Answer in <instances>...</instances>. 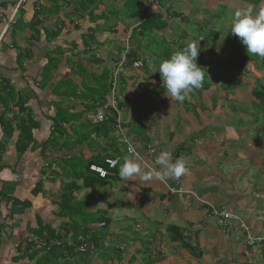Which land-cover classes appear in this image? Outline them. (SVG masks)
I'll list each match as a JSON object with an SVG mask.
<instances>
[{
    "label": "crops",
    "instance_id": "1",
    "mask_svg": "<svg viewBox=\"0 0 264 264\" xmlns=\"http://www.w3.org/2000/svg\"><path fill=\"white\" fill-rule=\"evenodd\" d=\"M34 1L26 0L21 7L23 16L15 17L14 21L28 22L34 10ZM85 1L41 0L45 9L51 10L55 3L58 9L57 12H48L38 17L42 21L45 35L42 33L40 40L30 42L27 40L30 32L26 29L15 36V46L12 43L13 36L0 41V83L2 79H6L9 82L8 87L13 89L16 95L26 98L25 107L30 112L28 119L23 113L19 114L13 104L9 105L11 107L8 109H4L0 104V116H4L2 123L19 114L9 130L2 131L0 126V142H3L0 145V264H18L14 261V256L20 253L17 251L20 246L25 247L21 250L25 252L30 243L33 246L46 245V240L40 239V236L46 237V231H40V228H59L61 222L56 215L54 199L62 192L63 183L68 182L63 178L64 171L60 167L62 161L70 157L89 159L100 153L97 147L89 149L83 142L70 152H59L52 145L42 144L50 137L53 120L57 121V113L63 115V118L66 117L65 114L68 115L70 123L65 125L63 133L73 134L72 130L78 127L77 123L82 120L72 121L71 116H84L91 112L86 110L83 100L73 96L79 94L80 90L84 93V88L89 86L87 79L97 77L104 70L110 75L117 72L119 76L115 98L122 104L121 122L124 126L137 129V134H133L137 139V153L142 157L144 170L158 168L155 159L165 150L172 154L173 159L183 157L190 167V174L182 176L179 180L143 181L133 177V180L127 182L120 180L106 186L94 185L90 189L80 188L81 180L76 181V186L80 188L74 193L77 201H87L91 204L90 212H104L110 220L107 235L114 239L118 235L126 237L129 246L123 264H138L134 257H144L150 261L148 264H262L259 244L247 246V237L241 224L252 229L255 237L264 238L260 232V229L264 228V193L260 192L264 188L263 183L259 184L258 180L252 183L247 181L242 188V176L237 167L232 168L233 177L225 174L219 160L223 156L225 159L229 156V153L223 154L222 151L226 146L221 138H216L217 133L200 131L207 124L214 123L212 129L218 127L220 122L226 124L221 113V118L216 117L217 123L212 114L217 110H224L211 103L212 99H217L215 102L220 104L217 80H210V94L206 91L198 95L192 93L193 90L186 93L185 105H182L165 95L166 90L159 73L155 76L151 71L150 74L145 70L144 61L139 70L119 67V64L114 62L125 49H130L141 58L149 59L152 63L151 69L157 70V66L164 59L151 51L145 54L140 48H147L150 38L158 39L157 41L167 39V44L173 45V54L179 51L178 44L182 42L183 34L185 45L201 37L198 42V57L202 59L201 56L204 55L205 60L210 61L212 55L216 56L217 51L221 49L206 50L203 31L200 33L198 29H194L192 20L182 27L175 21L185 13L191 16L190 14L196 13L202 15L207 11L212 14V23L211 26L206 25L205 29L212 26L216 28L219 24L222 27L219 19L213 20L215 9L229 5L235 10L247 9L249 4L240 0H154L157 4V14L166 24L141 36L135 28L139 22L126 15L132 11L128 0H98L99 5L92 16L89 15L91 6ZM12 2L15 0H0V8L6 18H9L14 10L16 2L10 10ZM140 5L145 10L144 4ZM258 6L256 9L254 7V13L263 9L264 0H260ZM170 8L171 17L168 14ZM181 20L183 22V19ZM60 23L63 25L62 31L54 39L50 33L59 28ZM1 30L0 23V32ZM46 34L51 38L46 39ZM221 42L227 44L223 39ZM19 50L27 53H19ZM18 53L23 54V72L17 67ZM58 57V65L51 74V79L45 86H41V73L48 60ZM94 59L103 62L96 63ZM259 63L261 65L255 67L253 73L258 74L255 80L258 79V84L264 87V59L260 58ZM198 65L203 68L201 64ZM208 65L211 71L212 64ZM72 72H75V75H72ZM67 79H72L74 84L80 86V90L74 92L75 88L71 87L72 93L65 96L62 85ZM236 85L240 90L237 94H234V90L231 99L233 98L235 105H240L247 100L252 80L248 77L241 78ZM110 99L108 94L106 102ZM230 104L232 103L229 101L225 106L230 107ZM206 113H210L209 118H206ZM23 118L26 123L35 125L32 130L33 142L22 155H18L15 148L18 137L16 124ZM198 134L200 139L206 136L211 140L198 141L195 136ZM214 139L218 141V145L215 143L216 146L211 147L209 143H214ZM229 140L231 146L232 140ZM199 147L210 150L205 152V158L203 155L201 164H197L193 159L199 156V153L195 152ZM148 149L153 150L151 155L148 154ZM78 159L74 161L75 165L80 164ZM233 163L228 166H233ZM258 165L255 167L261 170L260 163ZM255 186H260L261 189L253 191ZM97 201L101 203L97 204ZM105 202H111L110 205L113 206L109 207V203ZM213 208L228 209L237 220H231L228 227L226 225L227 228L221 227L218 220L209 214ZM97 225L92 227L96 228ZM173 225L189 244L201 250L199 259L192 258L183 246L171 241L167 227ZM88 240L85 238L84 243ZM123 248L124 246L120 247ZM95 256V253H89V264L97 261ZM113 262L116 264L115 260ZM97 264L103 263L97 261Z\"/></svg>",
    "mask_w": 264,
    "mask_h": 264
},
{
    "label": "trees",
    "instance_id": "2",
    "mask_svg": "<svg viewBox=\"0 0 264 264\" xmlns=\"http://www.w3.org/2000/svg\"><path fill=\"white\" fill-rule=\"evenodd\" d=\"M241 2L245 4H249V6H252L253 8L259 5L260 0H240ZM16 2V0H15ZM15 2L10 3V10H12L13 5ZM34 10H32V16L28 20V22L25 21H14V18L18 16H23V8H19L16 12V14L13 17V22L10 24L9 29L1 39L3 42L5 38H11L13 36L12 43L17 45L15 41V36L19 33H22L24 30H28L30 32V36H28L27 40L30 42H37L41 39V34L45 31L42 27V21L38 19L39 16L45 15L48 12L52 13L53 11L57 12V4L55 3L52 5V9L47 10L45 9L44 4L41 2V0H35L34 1ZM86 3H88L90 9H89V15L92 16L94 11L98 7V0H86ZM129 8H131L132 11L127 13V17L130 19H135L139 23L135 26L136 29H138V32L141 34V36H144V34L151 32L152 30L158 29V27H162L166 24V22H162L160 19V15L156 14L154 16H146L145 10L142 8L143 4L142 1L138 0H128ZM37 5V6H36ZM86 5V4H85ZM83 8V7H82ZM264 9V7H263ZM0 13L2 14L3 11ZM6 14V12H5ZM8 14V13H7ZM6 14V15H7ZM3 15V14H2ZM90 16V17H91ZM59 28H57L55 31H52V34L50 33L51 37L55 39L57 35L62 31L63 28L62 23L59 24ZM40 27V29H39ZM218 35V31L215 32V36ZM46 34V39L51 38ZM185 38V34L182 35V42L178 44V50H182L185 45L183 43V39ZM162 40V39H160ZM159 40V41H160ZM32 44V43H29ZM236 46V44H234ZM234 50H235V47ZM173 45L165 44L164 47H162V51L158 52L157 54L162 57L163 59H167L171 55V48ZM20 51L23 50H19ZM16 57V63L17 67L20 69L21 72L25 70V67H23L22 62L24 58L22 57L23 54H26V51H23V54H19ZM232 56V57H230ZM229 57L223 56L224 58L231 59L233 65L230 68V65H227L225 68L228 71V74L231 76V79H225L221 78L217 82V90L219 89V102H216L214 106L217 107L219 105V109H223L224 106L229 103V101L232 103L230 104V108H232V111L235 113L233 118H239L234 120V123H236L235 127L243 126L244 122L249 118L247 114L252 116V114H259L262 115L264 118V87L260 86L258 84V81H252V88L249 92V95L247 96V100L244 101V105L247 104L246 110L243 112V109H241V105H235L232 99L228 98L229 94L232 91L235 90L236 84L239 83L241 78H246L248 75L247 71L245 70V63L248 62L249 59L245 57L244 55H239L237 52L232 53ZM120 57V56H119ZM116 57V60L114 62L118 65L120 62V58ZM137 54H135L133 51L128 50L126 54V62L123 65L124 68H130L132 62L134 61H140L143 64V58H141ZM96 60V63H102L103 61L100 59H94ZM59 57L48 60V64L44 67L42 71L41 76V86H45L49 80L51 79V74H53V71L56 70L58 65ZM226 61V62H227ZM113 62V63H114ZM225 62V65H226ZM250 62V61H249ZM114 63V64H115ZM210 63V61H208ZM201 64V63H200ZM116 65V66H117ZM213 65V64H212ZM199 66V65H198ZM143 67V66H142ZM213 79L216 81V75L213 72ZM118 80H119V76ZM113 76L108 73V71L104 70L100 75L97 77L89 78L87 79L89 86H91L88 90L83 92L79 91V94H76L74 97H78L77 99H81L84 102L86 110H95L97 108L102 107L106 104V97H108V94H110L111 86H112V80ZM2 83H0V104L3 105L4 109H8L9 105L13 104V106L17 107L18 113H23L26 115L28 119H30V112L25 107L26 105V98L19 97L15 94L14 90L8 87L9 82L6 79H2ZM117 80V82H118ZM204 83V82H203ZM234 85V86H233ZM211 86V85H210ZM224 86H229L224 87ZM227 89V91H225ZM218 95V92L216 93ZM216 97V96H215ZM222 98V99H221ZM217 100V99H216ZM182 105H185V102H178ZM218 103V104H217ZM118 107L121 108L122 104L117 103ZM249 106V107H248ZM186 108V106H184ZM235 107H237L238 111L235 112ZM203 108V107H202ZM89 112V111H88ZM6 113V112H5ZM121 112L116 114L112 110H106L105 119L102 120L99 123L91 124L88 123L85 116L87 115H78L75 117L74 115L71 116V120H82L81 122L77 123L78 127H74L73 134L72 135H66L64 132L65 125H68L70 123L69 117L67 114H65L66 117L63 118V115L56 114L57 121L53 120V126L51 128L50 137L42 144V146H48L52 145V147L56 151H64V152H70L74 151L75 148L81 143H86V147L89 149L96 148L100 150V153H97L93 156H91L89 159H78V162L80 164L75 165L74 161L77 160L75 157H70L68 160H63L62 165H60L61 169L64 171L63 178L66 179V183H63L61 188V193L56 196L57 199H54V205L57 207V218L64 220L61 222L58 229L56 228H50L46 227L44 229L40 228V231L44 230L46 231V237L40 236V239L46 240V246L49 245V241H57L60 243V246H53L48 251H41V250H34L33 244L30 243V249H28L25 252H21V250H17L18 254L14 256V261L18 264H89V253L90 252H83L80 253L77 251V247L82 246L81 241L85 240V238H88L89 240L87 243H94L95 245V252L92 253H105L104 255V264H114L113 260L116 261V264H123L124 256L126 254V250L128 248V242L126 237H122L121 235L111 237L107 235V227L110 223V220L106 218L105 213L103 212H90L91 204H89L87 201H77V199L74 196V193L76 191H79L80 188H86L90 189L94 185H109L110 183L118 182L121 180L119 177V169L121 167V164L123 162V159L125 156H128V153L126 151V143L123 142V138L127 140H137L135 135L137 134V130L135 128H129L127 126H124V124L121 122ZM19 114L13 115L12 119H6L2 123V120H4L3 114L0 116V126L2 127V131H7L10 128L13 127V121L18 119ZM222 119L225 121L226 115L222 114ZM75 117V118H74ZM27 121L25 118L18 121L16 124L17 130H18V137L15 142V148L17 150L18 155H22L23 152L30 146V144L33 142L32 138V130L34 129L35 125L26 123ZM251 127L255 130V126L258 124V118H255L254 120H251ZM225 123V122H224ZM255 133H253L254 136H252V142H257L259 146L263 147L264 143V121L260 126L256 127ZM134 130V132H133ZM135 135H134V134ZM9 136V135H8ZM137 142V141H136ZM3 142H0V145H2ZM239 143L229 145L227 149H234L237 148ZM249 144V143H248ZM223 154H226L225 151H223ZM79 157L82 158L81 155ZM74 159V160H73ZM104 159H115L117 160L116 166L108 170V174L104 178H99L96 174L89 171V166L91 165H97L104 169H107V166L104 164ZM121 162V163H120ZM255 161H250L247 165L250 167H253V180L257 181L260 176L264 175V168L263 163H260V166L262 167L261 170H258L257 167H255L256 164ZM64 163V164H63ZM63 165L65 167H63ZM246 167V166H245ZM246 168L240 169L238 173H241V176L243 177L244 172H246ZM71 171V173H69ZM69 173V174H68ZM81 180V187L78 188L76 186V181ZM264 185V184H263ZM261 187L255 186L253 191H259ZM264 191V188L260 190V192ZM264 193V192H263ZM230 212V210L226 209ZM99 213V214H98ZM209 214L211 215V210L209 211ZM97 215V216H96ZM212 216V215H211ZM213 217V216H212ZM99 223H103L104 226L96 230V228H93V225H97ZM230 221L227 223V227ZM225 227V228H227ZM167 232L170 235V239L173 242H177L181 246L186 249L190 256L195 259H199L201 257V250L198 247H193L187 240L182 236L179 229L177 227L170 226L167 227ZM71 241L73 246H67V241ZM107 242V246L103 247V243ZM124 246L123 249H120V247ZM256 245V244H253ZM249 245V246H253ZM120 246V247H119ZM248 246V245H247ZM33 249V250H32ZM109 251V253L107 252ZM259 251L261 254L262 259L264 260V240H260L259 242ZM150 263V261H147ZM147 263V264H148ZM94 264H97V261H94ZM264 264V261H263Z\"/></svg>",
    "mask_w": 264,
    "mask_h": 264
},
{
    "label": "rangeland",
    "instance_id": "3",
    "mask_svg": "<svg viewBox=\"0 0 264 264\" xmlns=\"http://www.w3.org/2000/svg\"><path fill=\"white\" fill-rule=\"evenodd\" d=\"M231 1L237 2V0H231ZM234 11H235V9L231 8L230 5H229V7H224V8L219 7V9L218 8L215 9V13L212 16L213 20L216 21V20L219 19V22L224 27L223 26L221 27L220 24H219L216 28H214L212 26V28L206 27V29H205L206 25L211 26V23H212L210 21V17H211L212 14L207 13V11H205L204 12L205 14H202V15L196 13L194 15L190 14L191 16H189V15H187L185 13V15L182 16V18H180L179 20L175 21V23H177L179 27H182V26L186 25V22L188 23L189 21L192 20V22H194V26H195L194 29H196V30L198 29L200 33L203 31L202 34L204 35V38L206 39L205 42H204V45L207 48L206 50H209L211 48H212L211 50H214L216 48H220L221 49L220 51H217L218 53H216L217 54L216 56L212 55V57L210 58V65L213 64L212 67H211V71H212V73L213 72L215 73L217 82L221 78H225V79H228V80L231 79V76L228 74V71L226 70L225 67L227 65H230V64L233 65V63H232V61H230L231 59H228V61H227V58H224L223 56L229 57L232 53L237 52L239 55H241V56L244 55L245 57H247V59H249V60H248V62L245 63V65H246L245 70L247 71V73L249 75L247 77L249 79H251L252 81H254L255 77L258 75L256 72L253 73L254 72L253 69L255 67H257L258 65H261V63H262V62L259 63V60H260L259 57L248 55L246 53L245 46L242 43H240L239 39L236 36H234L233 34L230 33L231 17H232V14L234 13ZM171 13H172V9L170 8L169 11H168V14L170 15V17H171ZM181 19H183V22H182ZM172 20H174V19H172ZM221 29L223 30V32H221ZM215 31H218V35H216V36H215V33H214ZM174 34H176L175 31H174ZM221 39L227 41V44H223L221 42ZM157 40L158 39H151L150 38L148 47L147 48H140V51L141 52L143 51L145 54L148 51H151L152 54H157L158 52H161L162 51V47H164L165 44L167 43L166 42L167 39H164V40H161V41H157ZM199 40H201V38ZM234 44H236V46ZM233 45L235 47V50H234V48H232ZM160 49H161V51H160ZM206 52H208V51H206ZM230 57H232V56H230ZM201 58L202 59H199V57H197V61L196 62H198V64L201 63L203 68L206 70V73H207L208 76L205 75L204 83H203L202 87H200L198 89H193L192 93H196L198 95L201 94V93L203 94V92H206V91L208 92L209 91L210 80H212V78H213L212 77V73H210L211 71L208 68V66H209L208 65L209 64L208 61L205 60L204 55H202ZM143 61H144V64H145V70H148L150 72V74H151V71H153V74L155 76L158 75V71L156 69H151L152 68V63L150 62L149 59H147V60L144 59ZM225 62H226V65H225ZM232 65H230V68L232 67ZM72 75H75V72H72ZM256 80H258V79H256ZM71 87L75 88L74 92L76 90L77 91L80 90V86L74 84L72 79L71 80L67 79L66 82L62 85V88L64 90L65 96L66 95H70L72 93ZM90 87L91 86L85 87L84 90L86 91ZM224 87L230 88L229 86H224ZM241 89H242V87H241ZM239 90H240L239 86L236 85L235 86V93H234V91H232L231 93H228L229 94L228 98L231 99V97L233 96V93L237 94V92ZM225 91H227V89ZM241 91H240V93H241ZM80 92H81V90H80ZM208 94H210V92H208ZM206 96H207V94H206ZM215 101H217V100L216 99H212L211 103L213 105H215V103H216ZM240 105L242 107L241 109H243V112H244L246 110L247 104L244 105V107H243V103L240 104ZM90 111L91 112H89V113H95L94 110H90ZM237 111H238V109H237V107H235V112H237ZM219 113L225 114L226 116H228L225 119L226 124H224L223 122H220L218 124V127L213 128V129L211 128V126L214 123L207 124L206 127H202V130H200V131L217 133V137L216 138L217 139L221 138V140L224 143V146H226L222 151H225V153H229L228 154L229 156L226 159H225V156H223L222 159L219 160L220 161L219 165H220L221 168L225 169V172H224L225 174L227 173V175L229 174L231 176L233 174V171H232L233 167L234 168L237 167L239 170L242 169V168H246L247 167L246 172H244V174H243L242 180H240L241 181L240 182L241 183V187L243 188L247 184V181L248 182L250 181L251 183L254 182V180L252 179L254 177L253 176V170L254 169H253V167H250V166L247 165L250 161H255V159H256V161H257L256 164H258V162L262 161L263 168H264V145H263V147H261V146L258 145V143L256 141L255 142L251 141L252 140L251 139L252 136H254L253 133H255V131L257 130L256 127L260 126L262 124V122L264 121V118L262 117V115H259V114H252V116L247 114V116L249 117L247 119V124H246V121H243L244 122L243 126L235 127L236 123H234V120L239 119V118H233L232 117V116L235 115V113L232 111V108H230L229 106L228 107L224 106V110H222V111L217 110L214 113L212 112L213 116H215V117H213V116H211V117L216 119L215 120L216 123L218 122L217 118H221ZM120 115L121 116L123 115L122 112L120 113ZM205 115H207L206 118H209L210 113H206ZM213 118L211 120H213ZM255 118H258V124L254 127L255 128V130H254L251 127L252 125H251L250 121L254 120ZM223 133H224V137L225 138L222 139V134ZM195 136H197L198 141H200V140L201 141L211 140V139H207L206 136L203 139H200L199 138V134L195 135ZM229 138L232 140V144L239 143L237 148H234V149L231 148V149H227L226 150V148L230 145L229 144L230 143ZM215 143L218 145V141L216 139H214V143H209V144L211 145V147H214V146H216ZM184 147L187 148L186 145ZM218 149H220V148H218ZM206 151H210V150L202 149L200 147L197 148V150L195 152L199 153L198 154L199 156H197V158L196 157L193 158L194 161L197 164H201L203 162L202 158H203V155L206 154L205 153ZM201 152H203V153H201ZM218 154H220V157L222 156L220 150H219ZM205 157H206V155H204V158ZM223 159H225V160H223ZM230 163H233V166L229 165L230 166L229 167L228 164H230ZM239 163L241 165H239ZM258 167H259V165H258ZM232 177H233V175H232ZM258 183L259 184H262V183L264 184V175L260 176V178L258 179ZM262 186H264V185H262ZM100 189L103 190V188H100ZM83 201H85V200H83ZM100 203L101 202L97 201V204H100ZM105 203L106 204L109 203V205H107L109 207L113 206L112 204L110 205L111 202H105ZM58 221L59 222H63L64 220L58 218ZM261 229H260V232L262 233V235H264V228H261ZM261 240H264V238H261ZM106 242H108V241H106ZM121 248H122V246H121ZM107 252L109 253V251H107ZM104 255H105V253H101V252L97 253L96 256H95V259L97 261H100V262H102L104 264L105 263L104 260H103L104 259ZM134 258H136V260L138 261V264H147L148 263L147 260L144 259V257H140V258L139 257H134ZM262 264H263V262H262Z\"/></svg>",
    "mask_w": 264,
    "mask_h": 264
},
{
    "label": "clouds",
    "instance_id": "4",
    "mask_svg": "<svg viewBox=\"0 0 264 264\" xmlns=\"http://www.w3.org/2000/svg\"><path fill=\"white\" fill-rule=\"evenodd\" d=\"M230 33L245 46L248 55L264 59V9L255 13L251 6L247 9L235 10L231 17ZM199 39L190 42L182 50L174 52L157 66L168 98L183 102L186 93L202 87L207 73L196 62L200 54ZM155 164L159 167L145 171L142 157L139 153L133 152L132 155L124 157L119 169V177L125 182L133 180V177L143 181L153 179L166 181L179 180L182 176L190 174L187 161L183 157L173 159L172 154L166 150L157 155Z\"/></svg>",
    "mask_w": 264,
    "mask_h": 264
},
{
    "label": "built area",
    "instance_id": "5",
    "mask_svg": "<svg viewBox=\"0 0 264 264\" xmlns=\"http://www.w3.org/2000/svg\"><path fill=\"white\" fill-rule=\"evenodd\" d=\"M145 6V12H146V16H154L156 15L157 12V4L155 3L154 0H141ZM26 2V0H17L14 10L12 12V15L9 18H6L4 15H2L0 13V23L2 24V30L0 32V41L2 39V37L4 36V34L7 32V30L9 29L10 24L13 22V17L16 14L17 10L23 6V4ZM128 50L125 49L121 56H120V62H119V67H123V65L126 62V54H127ZM143 66L142 62L140 61H134L131 64V69L133 70H139L141 69ZM113 76V81H112V86H111V90H110V96L111 99L106 102L105 105H103L100 108L95 109V113H88L85 118L88 121V123L91 124H95V123H99L102 120L105 119V114H106V110H112L114 111L116 114H118L119 112H122V107L119 108L117 105V99L115 98V90H116V84H118L117 82V72H114ZM123 142L126 143V151L128 153V155H132L133 152L137 153V149H138V144L136 142V140H127L125 138H123ZM153 153V150L148 149V154L151 155ZM104 164L107 166V169H104L100 166L97 165H91L89 166V171L93 172L94 174H96L99 178H104L107 174H108V170L113 169L116 164H117V160L115 159H104ZM172 191V189H171ZM1 195H0V203H1ZM211 215L218 220L219 224L221 227H226L227 223L231 220H237L236 217H234L232 215L231 212L227 211L226 209H215L213 208L211 210ZM241 224V222H240ZM104 224L100 223L97 225V228L103 227ZM241 226L244 228V232L246 234L247 237V242L246 244L249 245H253L254 243H259L260 239L255 237L252 233V231L248 228V227H244L242 224ZM53 246L57 247L60 246V243L57 241H51L49 243V245H35V250H44V251H48L49 249H51ZM73 246V245H72ZM107 246V242L103 243V247ZM25 247H21L19 250H24ZM28 249H30V246H28ZM78 252L83 253L85 251L90 252L92 254V252H94L96 250L94 243H82V246H79L76 248Z\"/></svg>",
    "mask_w": 264,
    "mask_h": 264
},
{
    "label": "bare ground",
    "instance_id": "6",
    "mask_svg": "<svg viewBox=\"0 0 264 264\" xmlns=\"http://www.w3.org/2000/svg\"><path fill=\"white\" fill-rule=\"evenodd\" d=\"M51 241H52V240H51ZM51 241H50V242H51ZM50 242H49V243H50ZM81 243H84V241H81ZM85 243H86V242H85ZM66 244H67V246L73 245L72 242H69V241H68ZM33 247L35 248V246H33ZM41 251H44V250H41ZM94 252H95V251H94ZM90 254H91V253H90Z\"/></svg>",
    "mask_w": 264,
    "mask_h": 264
}]
</instances>
